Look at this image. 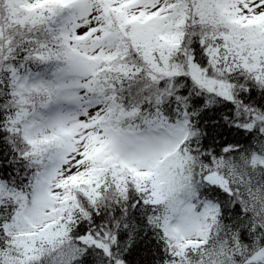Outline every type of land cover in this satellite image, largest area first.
<instances>
[{"label":"snow or ice","instance_id":"6c2138e0","mask_svg":"<svg viewBox=\"0 0 264 264\" xmlns=\"http://www.w3.org/2000/svg\"><path fill=\"white\" fill-rule=\"evenodd\" d=\"M0 264H264V0H0Z\"/></svg>","mask_w":264,"mask_h":264}]
</instances>
